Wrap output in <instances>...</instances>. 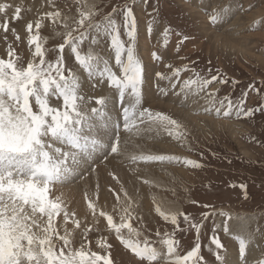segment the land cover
I'll use <instances>...</instances> for the list:
<instances>
[{"label":"snow or ice","instance_id":"obj_1","mask_svg":"<svg viewBox=\"0 0 264 264\" xmlns=\"http://www.w3.org/2000/svg\"><path fill=\"white\" fill-rule=\"evenodd\" d=\"M48 2L52 4V0ZM74 2L78 5V18L72 20L71 25V18L62 16L59 9L44 12L34 23H27V43L31 57L26 63L16 54L11 43L7 47L8 58H0V264H114L110 251L112 245L106 237H100L95 242L100 251H93L89 246V232L99 230L94 227L99 218L106 221L107 229L114 232L125 249L141 261H147V264H158L161 260L164 264H207L200 254V231L204 221L217 215L215 211L202 212L197 222L188 213L164 211L156 204L155 212L164 221L175 226L173 232L165 231L160 239V243L166 248V252L162 253L147 238L143 241L139 239L141 233L132 225L134 216L130 200L120 207L117 222L112 214L97 203L99 184L94 193H89L86 189L84 200L92 217V222L89 223L77 219L76 212L69 211L62 196L54 194L56 185H63L77 177L83 180L96 173L97 160L103 158L106 162L109 157L124 156L130 141L121 139V130L129 136L137 137L144 133L155 132L159 135L163 132L191 151L187 143V131L180 121L164 111L143 106L146 71L137 54V18L132 7L135 0L122 6H114L100 21L95 20V4H89L88 0ZM200 6L205 11H211L208 20L212 25L225 22L229 18L230 6L218 9H210L208 5ZM9 8L13 6L0 3V13L5 14L0 28L5 33L9 31ZM21 11L22 6L16 5L11 19L18 20ZM157 11L158 3L149 13L152 19L147 21L148 34L153 31ZM116 15L122 16V24L114 18ZM45 19L50 20L54 28L61 25L66 30L63 43L58 45L59 54L54 60L46 58L50 50L44 47L39 34ZM121 28L126 39L122 38ZM11 31L19 41L20 36L16 30ZM92 33H95L91 36L92 45L99 43L100 36L108 38L119 74L113 70L109 60L94 53L91 48L86 54H82L81 45ZM171 34L170 27L163 28L161 46L168 45ZM176 35L179 37L176 46L179 52L181 45L189 37L179 32ZM66 46L87 79L93 81L92 88L106 83L109 88L116 90L121 105L122 124L121 121H113L107 111L108 97L89 96L88 101L94 100L97 107L87 106L80 91V77L65 66ZM151 58L153 61H160L162 56L157 51H152ZM194 63L192 61L180 66L169 63L166 65L169 72L155 73L157 80L169 82L175 95L183 96L182 106L189 96L204 93L206 106L202 111L205 114H214L217 118L224 119H251L255 113L264 114V103L256 107H246L247 91L236 100L228 95L217 99L219 88L210 90V86L213 83L228 84L229 78L220 69L212 74L211 67L207 74L201 75L192 66ZM182 73L191 75L181 81ZM238 83L239 81L231 79L232 85ZM260 83L264 85V80ZM177 85L179 91H175ZM157 88L161 95L168 94L169 89L160 88L158 85ZM248 88L260 92L254 84H249ZM53 100L59 102V106H54ZM127 158L133 163L167 162L183 164L193 169L204 167L200 161L180 155L140 154ZM109 175L119 183L114 173L110 172ZM239 187L247 197V186L240 184ZM124 196L127 197V192H124ZM116 200L120 201L118 194ZM202 207L211 206L205 204ZM219 215L225 217L223 231L227 234L231 215L224 210H220ZM58 217L62 219L63 232L57 225ZM181 217L183 223L196 232L194 246L184 255L177 253L179 241L175 238L177 230L187 231V228H180ZM69 222L72 228L68 227ZM217 228L213 219L208 250L213 251L214 247L217 264H225V257L221 255L224 245L217 235ZM76 230H79L82 237L79 247L74 246ZM156 235L160 237L161 233L157 231ZM235 239L238 241L240 259L244 260L249 240L243 236H236ZM257 264H264V259Z\"/></svg>","mask_w":264,"mask_h":264},{"label":"rangeland","instance_id":"obj_2","mask_svg":"<svg viewBox=\"0 0 264 264\" xmlns=\"http://www.w3.org/2000/svg\"><path fill=\"white\" fill-rule=\"evenodd\" d=\"M139 1H141L140 9L138 6ZM210 1L211 0H207L206 5L210 6ZM243 2V0H225L223 3L226 6H230L229 18H231L236 10H239L240 14H244V16L254 8L261 10L260 16L258 15V17L256 16L257 18L254 17L252 20L246 18L242 20V24L237 27L243 28L244 33L252 34L248 41L249 45H252L251 51H253L254 54L245 57L241 54L228 53L221 50L219 47H216L215 44L213 45L214 42L212 39L204 34L202 30L205 25L203 24V21L201 22V20L192 13L187 6L180 3L179 0H147V3H145V0H135L132 7L138 25L139 20L141 19H146L147 21L152 19V16H150L149 13L152 12L153 7L158 3V11L155 13V25L164 23L165 27L167 26L172 29L168 45L175 46L173 49V56H175H172L173 59H171L170 62L168 61L169 63L175 66H180L183 63L195 61L192 66L195 67L201 75L207 74L209 67L213 69L212 74H216L215 70L220 69L229 78V83L225 85H217L213 83V85L210 86V90L219 88L217 99L228 95L233 100H236L242 95V93L247 91L248 95L245 100L246 107H256L261 103H264V85L260 83L261 80H264V38L254 34L258 30H264V0H248L247 4H244ZM0 3H8L13 6V8L7 10L9 31L5 33L4 30L0 28V58H8L7 47L8 44L11 43L16 50V54L23 58L25 63L31 57V51L27 43L28 33L26 25L28 22L31 21L34 23V21L39 18L40 14L47 11H54L56 9L61 11L62 16L71 18L69 20L70 25L72 24V20L78 18V5L74 0H52V4H49L48 0H0ZM88 3L96 5L97 14L95 20L100 21L104 15L111 12L114 6H122L125 3H131V0H88ZM16 5L22 6L21 15L18 20H12L13 9ZM52 5H55V7ZM231 6L234 8H231ZM136 10H143V18L139 17ZM206 12L208 13L205 21L209 22L208 16L211 13H209V11ZM114 18L118 23L122 24L121 15H116ZM229 18L227 20H229ZM4 19L5 14L0 13V24L3 23ZM257 21H259L258 24L256 23ZM222 23L223 22L219 23L220 27L223 26ZM225 23L226 22H224V24ZM12 29H15L19 34V41L16 40L15 35L11 31ZM35 31L34 27L33 34H35ZM65 31L66 30L61 25H57L54 28L51 21L48 19H45L42 22L39 34L42 38L44 47L50 50L46 54L47 59L54 60L56 55L59 54L58 45L63 43V34ZM177 32L189 37V40L181 45L179 52L176 50L179 40V37L176 35ZM57 33H60V35H57ZM92 35H95V33L90 34L89 38L81 45L82 54H86L89 48H91L94 53L109 60L111 66L114 64L112 66L113 70L119 74V69L115 66L114 54L109 48L108 38L100 36L98 37L99 43L92 45ZM121 35L122 38L126 39L123 35V28H121ZM5 37H7V39H5ZM138 47L139 42H137V48ZM160 50L162 53V59L159 61V64L164 61V56L169 54L167 52V46H161ZM64 56L65 66L67 68H71L76 74H78L79 69V72H83L82 68L75 61L74 56L70 54V49L67 46L65 48ZM189 75H191V73H182L181 80L186 79ZM79 77L82 82L80 91L87 101V106L89 108L97 107L94 100L88 101L87 99L89 97L87 96L89 87L86 88L84 86L85 83H87L86 80H88L86 74L83 72ZM231 79H235L236 81H239V83L232 85ZM160 82L161 81L158 80V86ZM89 83L92 85L93 82ZM160 84H162V82ZM249 84H254L255 88L260 89V92L257 93L253 89H249ZM99 86L100 85H97V87L92 90L91 97L104 96V93H99L98 96L93 95V93L98 90ZM104 86V89L108 88L107 91L115 90L109 88L106 83ZM212 86H215V88H212ZM178 87L179 86H177V89H179ZM153 89L154 92H158L157 87L155 88L154 86ZM107 94L109 95V92H107ZM108 95L107 97H111ZM144 99L145 101L147 100L146 92H144ZM109 100L113 101V98H108V101ZM52 103L54 106H59V102H56L55 100H53ZM146 104H149L154 110L164 111L171 116L176 115L172 111H168V113L166 110H163V108H153L154 106L152 102L147 101ZM118 106L120 107V110L118 109L119 120H117L121 121L122 124L120 103H118ZM174 118H177V120L180 121L177 115ZM231 120L237 121L240 124L241 129V131L239 133L236 132L237 134L234 136H231L234 132L228 130V128L217 127L206 132L200 130L194 131V128L191 129L185 123L180 121L187 131V143L191 148V151L172 139L173 147L175 148V151H171L172 155L186 156L190 159L200 161L204 165L203 168L193 169L179 163L135 162L138 165L143 162L149 164L153 172L152 176H148L147 173L145 174V178L142 180L144 181L143 189L131 192L134 194H143L139 200L131 201V209L134 216L132 225L140 231L141 234L139 239L141 241L147 238L150 242L154 243V246L157 247L159 251L162 253L166 252V248L160 243V239L165 231L169 233L173 232L175 226L171 225L170 222L164 221L163 218L155 212L154 203L156 196H159L175 202L179 205L174 208L176 212L188 213L195 218L197 222H199L200 214L202 212L215 211L217 213L215 217L210 216L208 220L204 221L200 231V254L204 257L207 264H217L214 255V247L213 251L208 250L209 237L212 234L213 229V219L218 226L217 235L224 245V249L221 250V255L226 259V253H228L232 246L233 254L236 252L237 256H239L238 241L235 239L237 236L235 233L237 232L231 228L232 224L230 223H228L229 232L226 234L223 231V221L225 220V217L219 215L220 210L230 213L231 218H248V228L253 235L251 237L253 243L257 242L255 241L257 238L260 243L259 247L261 248V251H263L260 258L252 263L257 264L259 260L264 259V114L255 113L251 119L233 117ZM168 138L170 137L168 136L167 139ZM150 149H153V147ZM165 152L166 151L161 152L158 148L154 149V152L152 153L151 151L140 152L132 146L125 155L130 157L132 155L140 154H164ZM102 159L103 158L99 159V161ZM141 168H143L145 172L146 169L142 166ZM109 173L108 176L111 177ZM115 176L117 177L116 173ZM145 181H148V183H145ZM66 184L70 185L72 183L67 182L63 185H56V187H64ZM240 184H245L247 186V197H245L244 191L239 187ZM230 185H235V187ZM105 186L112 187V185L109 184H105ZM54 192L57 191L54 189ZM120 193L118 194L119 196H121ZM120 201L117 205L119 207H114L116 208L115 211L114 208L110 211L105 210L112 214L117 222H119L120 206H122V204H127L126 198L125 200H122L120 197ZM191 201H196L197 203L193 204ZM65 202L69 209L73 208L72 211L75 210L73 206H69L70 203L67 201ZM146 202H148V205H146ZM119 203H121V205ZM205 204L210 205L211 207H202ZM174 209L173 211H175ZM85 211H87V209H85ZM75 212L77 219L89 223L92 222L90 213H86L88 215H85V213L80 215L77 210H75ZM180 219V228H187V231L177 230L175 238L179 241L177 253L179 255H184L194 246L196 232L194 229L183 223L182 217ZM57 224L58 227L60 226V231L63 232L62 219L60 217L57 218ZM68 227H73L71 222H69ZM94 227L99 230L90 231L88 235V240L91 242L89 246L93 251H100L96 246V240L100 237H106L108 243L112 245L110 251L114 264H147V261H141L120 244L116 239L114 232H110L107 229V223L103 218H99V222L95 224ZM157 231L161 233L160 237L156 235ZM74 235L76 240L74 246L79 247V241L82 238L79 230H76ZM163 263V260L158 262V264Z\"/></svg>","mask_w":264,"mask_h":264},{"label":"bare ground","instance_id":"obj_3","mask_svg":"<svg viewBox=\"0 0 264 264\" xmlns=\"http://www.w3.org/2000/svg\"><path fill=\"white\" fill-rule=\"evenodd\" d=\"M206 1L207 0H179V2L187 6L191 10V12L194 13L201 20V22L203 21V24L205 25L202 30L204 34H206L208 37L212 39V41L214 42L213 45L215 44L216 47H219L221 50L226 51L228 53L241 54L244 57L253 55L254 53L253 51H251L252 45H249V41H248L252 34L244 33L243 28H237V27H239L242 24L241 21L246 18H248V20H252L254 17L256 16L258 17V15L260 16L261 10L254 8L253 10L249 11V13H246V16H244V14L241 15L240 11L236 10L235 13L232 14L231 18H229V20H226L225 24L223 22L222 23L223 26L220 27L219 23L216 25H212L211 23L205 21L208 12H206L204 8H202L200 5H206ZM224 1L225 0H211L210 1L211 5L209 7L210 9H218V8H222L223 6L225 7L226 5L223 3ZM243 1L244 4H247L248 2V0H243ZM138 6L140 9L141 1H139ZM231 8L234 7L231 6ZM136 11L139 17L143 18V13H142L143 10L142 11L136 10ZM209 13H211V11H209ZM145 20L144 19L139 20V23L137 25V42H139V47L137 48V54L142 59L146 71V82L144 85V92H146L147 100L145 101V104L147 101L152 102L154 106L153 108H159V109L163 108V110H166L167 112L168 111L174 112L182 123H185L191 129L194 128V131L200 130L206 132L213 128L220 127V128H228V130L234 132V134H231V136L236 135L237 134L236 132L239 133L241 129H240V124L237 121H232L231 119L217 118L214 114L209 115L203 113L202 109L203 107L206 106L204 93L203 94L200 93L199 95L189 96L188 99L184 102V105L182 106L181 101L184 100L183 96L175 95L173 93V90H171L169 82L160 80L162 84H160L161 82L159 83L160 88L169 89L167 95H161L159 92L153 91L154 86L156 88L158 82V80L155 77V73L170 71L168 68H166V65L169 64L171 59H173L172 58L174 54L173 49L175 48V46L167 45L168 48L167 52L169 54L164 56L163 62L159 64V61H153L151 58L152 51H157L158 54L162 56L160 50L161 42H162L161 33L165 26L164 23L156 24L153 26L152 33L148 34L147 20L146 21ZM254 34L264 38V30H258ZM79 70L77 74L78 76H80L83 73L82 71L79 72ZM86 81L87 83H85L84 86L86 88L89 87V90L87 91V96H91V92L94 88H92L89 82H93V81H89V80ZM215 86H212V88H215ZM104 88H105L104 85L99 86L98 90H96V92L94 91L95 93H93V95L98 96L99 93H104V96L107 97L108 95L107 92H109L108 96L111 97L108 98H113V101L110 100L108 101L107 111L111 115L113 121H118L119 120L118 109L120 110V107L118 106L119 103L118 94L116 90L107 91L108 88L107 89ZM175 91H179V89H176ZM145 104L143 106L152 108L151 106H149L150 103L148 105ZM176 115H174L173 118ZM165 135L166 134L163 132H161L159 135H157L155 132H152V133H144L143 135L137 137V136H129L128 133H125L123 132V130H121V139L122 140L128 139L130 141L127 148H125V154L129 150V148L134 146L140 152L151 151L152 153L154 152V149L158 148L161 150V152L166 151L164 154L172 155L171 151H175V148L173 147V143H172L173 138L170 137L167 139L168 136ZM144 146L148 148H145ZM152 147L153 149H150ZM102 160L96 161V167H97L96 173L87 176L83 180L77 177L76 179L69 181L70 183H72L70 185L66 184V186L64 187L55 186L54 188L55 191H57L54 192V194L61 195L62 198L65 199V201L70 203L69 206L71 207L73 206L74 209L77 210L80 215H83L82 213L88 215L86 214L88 213V211H85V209H87V205L84 200V192L86 189L89 193H94L96 192L97 184H99L97 203L102 209L110 211L114 207L117 208L119 207L117 206L118 202L116 200V194H119L120 192H121L120 193L121 199L122 200L123 199L125 200V198L127 199L126 203H128V200L130 201L139 200L143 194H134L131 192H136L139 189H143L144 181L142 180L145 178V174L147 173L148 176H152L153 174L152 168L149 166V164H146L144 162L139 165L133 163L131 162V160L127 158V155L119 156L115 158L109 157L108 161L106 162ZM141 166L146 169L145 172L144 169L141 168ZM111 171L112 173L115 172L117 174V179L119 180V183H116L117 182L116 180L114 181L111 177L108 176V173ZM104 183L112 185V187H106ZM121 188H123V191H121ZM124 192H127L129 197L128 196L125 197ZM147 203L148 202H146V205H148ZM119 204L121 205V203ZM154 204L155 205L159 204L161 209L164 211H173L174 208L179 206L175 202L166 199L165 197H159V196H156V200ZM72 209L69 210L72 211ZM228 223L232 224L231 228L237 232L235 234L237 236H243L244 238L248 239L249 244L246 249V256L244 260H241L240 256H237L236 252H234L235 255L233 254L232 246H231L228 253H226L225 264H253L252 262L258 260L260 256L263 254V251H261V248L259 247L260 243L257 238L255 240L257 242L253 243V240L251 238L253 235L250 233V229L248 228V223H249L248 218L243 219L242 217H237V218L232 217L229 219Z\"/></svg>","mask_w":264,"mask_h":264}]
</instances>
